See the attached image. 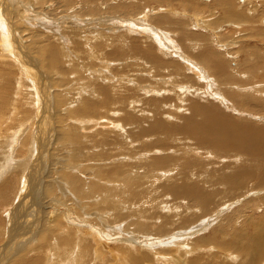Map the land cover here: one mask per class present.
<instances>
[{"label":"rangeland","instance_id":"1","mask_svg":"<svg viewBox=\"0 0 264 264\" xmlns=\"http://www.w3.org/2000/svg\"><path fill=\"white\" fill-rule=\"evenodd\" d=\"M3 3L13 13L11 12L12 20L9 17L5 20L0 18V40L3 37L8 38L5 33L12 32L14 39H19L21 48L26 51L24 53L28 54L19 59L23 65L15 60L20 70L17 66H6L10 56L7 54L9 57L6 59V56L1 55L6 54L3 53L2 39L0 58L3 59L0 60V67L11 74L6 78V82L9 80L12 84L10 96L17 100L15 94L22 93L19 97L22 100L20 104L30 113L27 115L29 113L24 110L18 115L24 124L17 130L27 129L31 125V119L35 121V125L34 132L28 137L25 136V139L22 138V144L17 141V145H4L1 144L2 138L0 139V191L9 186L11 191L5 192L13 196L18 179L29 171L24 179L30 177V182L35 181L36 184L31 182V190L33 184L38 186L36 180H39L42 187L36 190L33 211L30 210L32 208H27V212L20 214V219H24L21 231L24 230L23 235L31 243L29 246L35 248L48 235L49 229L56 225H50L49 220L52 221L59 212L63 214L62 224L72 231L70 239L74 243L67 247L70 255L78 248L76 243L81 240V232L83 234L84 231L90 233L96 230L98 234L110 238V246L115 247L117 253H121L119 255L113 252L112 255L110 251H106L104 257L108 261L105 264H116L117 261L120 264H134V258L138 260L136 264H189L193 257L200 258L202 264H264V258L257 252L258 248L250 245V241L236 245V250L244 245L237 250L239 256H245L242 261L240 258L230 261L210 241L205 246L199 244L203 236L209 238L214 230L221 227H225V236L242 231L244 237H247L249 226L260 225L259 219L264 216V188L258 187L261 180L258 158L233 146L216 147L213 137H198L199 134L189 133L185 127L189 118H194L197 123L205 121L204 116L194 114L192 105L197 104L226 116L231 122L251 126L264 137V0H96L89 6H85L82 0H0V5ZM107 42L112 43L113 49L108 48ZM36 44L42 48L41 55L36 53ZM25 59L35 61V69L42 79L38 77L34 82L29 80L30 69H25ZM46 61L50 64L48 67L45 63L42 64ZM216 62H220L218 66ZM183 74H188L189 78L175 77ZM172 76L177 80H173ZM10 79L22 85L14 84ZM26 79L28 84L22 81ZM1 83L3 82L0 79ZM181 87L188 90L180 94ZM243 95L245 99L242 98ZM161 97H168L172 102L164 104ZM5 101L6 97L2 94L0 103L4 105ZM165 105H169L168 109ZM156 107L158 111L155 110ZM90 109L92 113H83ZM126 115L128 116L125 119ZM57 116L64 120L63 124L57 123ZM6 118L3 123L8 122V119L14 120L13 116ZM137 118L141 119L140 123ZM159 121L165 123L164 129H156ZM59 124L65 127L66 140L57 141ZM145 130L152 133L144 140L145 149L151 152L150 155L142 157L144 152L142 154L140 148L143 142L140 141ZM49 132L50 134H46ZM43 133L46 140L40 142L38 139ZM175 151L178 154L186 152L188 155V158L180 155L182 162L187 158L189 161L205 163L206 166L200 170L206 169L202 174H214L210 177L214 182L219 181L221 173L228 172L248 174V181L240 189H235L230 196L227 197V193L212 199L209 212H203L200 206L190 205L186 199L173 201L165 193L168 177L163 176L161 171H152L150 162L153 165L154 159L162 157L163 154L173 156L172 152ZM195 152H199V156ZM208 153L212 154L211 158L207 157ZM73 157L79 163H75ZM10 173L13 174L11 177ZM68 174L82 182V192H86L84 201L77 198L69 186V181L63 179ZM114 178L117 179L112 182ZM121 180L131 183L134 191L136 190H131L134 194L140 193L142 204L137 201L131 209L128 193L121 189ZM46 182H51L54 186V192L50 195L43 191ZM160 192L162 196L158 194ZM0 199L2 203V198ZM167 200L174 202L175 206L171 203L170 208L167 207L164 204ZM149 201L158 208L151 206ZM30 203L31 201L29 205ZM110 205H115L116 208H110ZM153 211L161 212V215ZM48 224L51 226L49 229ZM34 230L36 236H32V239L30 231ZM42 230L47 232L43 233ZM64 237V232L54 234L50 240L51 251L54 250L56 241H61ZM221 237L224 238L223 235ZM35 239L38 240L34 242ZM3 241L0 250L6 246L8 240L5 238V243ZM156 241L159 243H155ZM83 242L87 252L86 259L94 264L98 259L95 246L90 239ZM26 243L24 241L21 244ZM123 246H127L125 254L121 251ZM38 249L39 246L36 247L37 252L29 251L23 258L32 259L42 254L44 258L42 262L36 260L40 262L38 264H61L58 258L54 261V254L49 250ZM0 256V264H13L17 257L13 256V251L12 255L8 251ZM95 263L99 264L98 261Z\"/></svg>","mask_w":264,"mask_h":264},{"label":"bare ground","instance_id":"2","mask_svg":"<svg viewBox=\"0 0 264 264\" xmlns=\"http://www.w3.org/2000/svg\"><path fill=\"white\" fill-rule=\"evenodd\" d=\"M41 1V0H39ZM43 1V0H42ZM85 4V6H89V5H93L95 3L96 0H82ZM137 1V0H136ZM150 1V0H149ZM155 2L157 0H154ZM6 2V1H5ZM20 11V10H19ZM11 8L10 9H7L6 8V5L5 3H3V5H0V18H5L6 17H9L10 20L11 19ZM18 12V11H17ZM13 13V12H12ZM20 14V13H19ZM240 14V13H239ZM238 14V16H239ZM17 15V14H15ZM241 15V14H240ZM19 16V15H18ZM237 16V17H238ZM242 16V15H241ZM17 18V17H16ZM246 18V17H245ZM241 19V18H240ZM243 19V18H242ZM156 20V19H155ZM159 20V19H158ZM235 20V19H234ZM163 21V20H162ZM160 22V21H159ZM251 22V21H250ZM249 22V23H250ZM188 23V22H187ZM14 24V22H13ZM240 24V23H239ZM184 25V24H183ZM237 25V24H236ZM4 26V25H3ZM16 26V25H15ZM20 26V25H19ZM245 26V25H244ZM7 28V26H5ZM17 29H18V26H16ZM22 27V25H21ZM187 27V26H186ZM240 27V26H239ZM14 28V27H13ZM230 28V27H229ZM234 28V27H233ZM1 29V28H0ZM132 29V28H131ZM196 29V28H195ZM4 30V29H3ZM10 30V29H9ZM12 30V29H11ZM19 30V29H18ZM190 30V29H189ZM192 31V30H191ZM9 32V31H8ZM161 34H163L161 32ZM191 34V32H190ZM5 35H8V38H1V40L3 39V53H6V54H1L3 57H5L7 54H9V56H6L5 58L8 59V57L10 58V60L8 59V63H6L5 65H11V66H17L18 69L20 70V66L19 64H16L15 63V60H17V62H19L20 64L23 65V63L20 62V57H24L25 55H27L28 53H24L26 52L23 48H21V43L19 42V39L16 40L14 39L13 35L14 33L10 32L9 34H6ZM157 35V34H156ZM159 35V34H158ZM30 36V35H29ZM40 35H38L39 37ZM164 36V34H163ZM161 36V37H163ZM109 37V36H108ZM124 37V36H123ZM200 37V36H199ZM29 38V37H28ZM104 38V37H103ZM102 38V39H103ZM151 38V37H150ZM40 39V38H39ZM112 39V38H111ZM117 39V38H116ZM156 39V38H155ZM0 40V41H1ZM4 40L8 41V43L12 44L11 46L5 42ZM120 40V39H119ZM166 40V39H165ZM164 40V41H165ZM114 41V40H113ZM160 41V40H159ZM34 42V45H35V41L33 40ZM33 42H32V47L34 46L33 45ZM95 42V41H94ZM116 42V40H115ZM122 42V40H121ZM103 43V42H101ZM125 43H127V41H125ZM208 44V43H207ZM90 45V44H89ZM107 46L108 48H112V43L108 44L107 42ZM57 47V46H56ZM73 47V46H72ZM99 47V46H98ZM103 47V46H102ZM107 48V49H108ZM205 48V47H204ZM207 48V47H206ZM113 49V48H112ZM111 49V50H112ZM121 49V48H120ZM35 50V49H33ZM42 51V48L40 46H38L36 44V53L37 55L40 54V52ZM52 51V50H51ZM32 52V50H31ZM91 52V51H90ZM102 52V51H101ZM157 52V51H156ZM39 53V54H38ZM42 53V52H41ZM54 53V52H53ZM107 53V52H106ZM97 54V53H96ZM30 55V54H29ZM28 55V56H29ZM41 55V54H40ZM99 55V54H98ZM32 56V55H31ZM29 56V57H31ZM93 56V54H92ZM95 56V55H94ZM202 56H205V55H202ZM201 56V57H202ZM214 56V55H213ZM212 56V57H213ZM119 57V56H118ZM200 57V58H201ZM2 58V57H1ZM0 58V60H2ZM41 58V57H40ZM205 58V57H204ZM45 59V58H44ZM95 59V58H94ZM154 59V58H152ZM201 60V59H200ZM204 60V59H203ZM24 61H26V64H24V67L26 69V67L28 68V70L30 69V75L28 76L29 80L34 82V80H37V78L39 77L40 79L41 76L38 75L35 67H36V63L35 61L32 62V60L30 59H25ZM42 61V60H41ZM44 61V60H43ZM49 61V60H48ZM207 61V59H206ZM218 61V60H217ZM4 62V61H2ZM203 62V61H202ZM210 62V61H209ZM262 62V61H261ZM45 63V66H49L50 64L46 61V62H43L42 64L44 65ZM220 63V62H218ZM216 62V65L218 64ZM48 64V65H47ZM225 65V64H224ZM227 65V64H226ZM262 65V64H261ZM10 66V67H11ZM218 66V65H217ZM220 66V65H219ZM228 66V65H227ZM264 67V65H262ZM261 66V67H262ZM51 67V66H50ZM53 67V66H52ZM194 67V66H193ZM260 67V66H259ZM22 68V67H21ZM189 68V67H188ZM220 68V67H219ZM222 68V67H221ZM17 69V68H16ZM17 69V70H18ZM35 69V70H33ZM50 69V68H49ZM191 69V68H190ZM195 69V68H194ZM218 69V68H217ZM223 69V68H222ZM198 70V69H197ZM219 70V69H218ZM14 71V70H13ZM39 71V70H38ZM224 71V70H223ZM10 72V70H9ZM26 72V71H25ZM47 72V71H46ZM103 72V71H102ZM195 72V71H194ZM28 73V72H27ZM187 73V72H186ZM221 73V71H220ZM228 73V72H227ZM226 73V74H227ZM97 74V73H96ZM95 74V75H96ZM198 74V73H197ZM11 75L7 72V69L4 70L2 67H0V79L3 83L0 84V96L3 94L5 97H6V100L4 105L2 103H0V139L2 138V142L1 144H12V145H17L20 141H21V144L23 143L24 139L26 137H28L31 132H34L33 128H34V125H35V121L31 119V125L28 126L27 129H23V131L21 130H17L19 126H21L22 124H24L21 120L22 119H19L18 115H20V113H22L25 109L23 108V106L20 104L22 100H20L19 97H21V94L20 92H18L19 94H15L14 91L13 93L17 96V100L15 99H12V95L10 96V93H11V90H12V84L11 82H9V80L6 82V78ZM16 75V74H14ZM18 75V74H17ZM20 75V74H19ZM193 75V74H192ZM196 76V75H194ZM19 77V76H18ZM18 77L16 79H18ZM105 77V76H104ZM103 77V78H104ZM175 77H181V79H187L189 78V75L188 74H183V75H175ZM192 77V76H190ZM229 77H232V76H229ZM227 77V78H229ZM26 78V77H25ZM23 78V79H25ZM9 79V78H8ZM22 79V78H21ZM39 79V80H40ZM88 79V78H87ZM90 79V78H89ZM172 79H173V76H172ZM12 80V79H10ZM15 80V79H14ZM94 80V78H93ZM173 80H177L176 78L173 79ZM233 80H235V77L233 78ZM231 79V81H233ZM6 85H5V83ZM19 81V79H18ZM25 82V84L27 83V79L26 80H22ZM105 81V80H104ZM181 81V80H180ZM13 82V80H12ZM236 82V81H234ZM14 83V82H13ZM16 84L20 85L21 83H17L15 82ZM14 83V84H15ZM41 83V82H40ZM61 83V82H60ZM63 83V82H62ZM237 83V82H236ZM28 84V83H27ZM56 84V83H55ZM91 84V83H90ZM89 84V85H90ZM22 85V84H21ZM38 85V84H37ZM42 85V83H41ZM88 85V84H87ZM237 85V84H235ZM17 87V85H15ZM35 86V85H34ZM256 86V85H255ZM43 87V86H42ZM200 87V86H199ZM20 88V87H19ZM37 88V87H36ZM201 88V87H200ZM142 89V88H141ZM32 90V89H31ZM103 90V89H102ZM143 90V89H142ZM145 90V89H144ZM179 90V89H178ZM185 90H188L186 87H181L180 88V94L183 93V91ZM190 90V89H189ZM15 91H19V90H16ZM87 91V90H86ZM192 91V90H191ZM189 91V92H191ZM200 91V90H199ZM34 92V91H33ZM98 92V91H97ZM96 92V93H97ZM164 92V91H163ZM198 92V91H197ZM31 93V92H30ZM89 93V91H88ZM87 93V94H88ZM100 93V91H99ZM143 93V92H141ZM149 93V92H148ZM152 93V92H151ZM167 93V92H166ZM170 93V92H169ZM172 93V92H171ZM199 93V92H198ZM90 94V93H89ZM93 94V93H92ZM147 93H145L146 95ZM155 94L158 96V94L155 92ZM226 94V93H225ZM241 94V93H240ZM14 95V96H15ZM143 95V94H142ZM41 96V94H40ZM92 96V95H91ZM171 96V95H170ZM174 96V95H173ZM186 96V95H185ZM246 96V95H245ZM33 97V95H32ZM43 97V96H42ZM90 97V95H89ZM88 97V98H89ZM94 97V96H93ZM99 97V96H98ZM97 97V98H98ZM139 97V96H138ZM155 97V96H154ZM175 97V96H174ZM231 97V95H230ZM247 97V96H246ZM9 98V99H8ZM37 98V97H36ZM55 98V96H54ZM96 98V99H97ZM100 98V97H99ZM144 98V97H143ZM163 98V103L165 104L166 102L170 101L172 102L168 97L164 98V97H161ZM234 98V97H232ZM241 98V97H239ZM244 98V95L243 97ZM248 99H250V97H247ZM246 98V99H247ZM31 99V98H30ZM245 99V98H244ZM247 99V100H248ZM254 99V98H253ZM101 100V99H100ZM99 100V101H100ZM137 100V99H136ZM251 100V99H250ZM4 101V99H3ZM96 101V100H95ZM140 101V100H139ZM160 101V99H159ZM162 101V99H161ZM242 101V100H241ZM253 101V100H252ZM259 101V100H258ZM41 102V101H40ZM43 102V101H42ZM87 102V101H86ZM85 102V103H86ZM178 102V101H176ZM243 102L246 103L245 100H243ZM58 103V102H57ZM79 103V102H78ZM146 103V102H145ZM240 103V102H239ZM248 104L249 101L247 102ZM161 104V102H160ZM163 104V106H164ZM171 104V103H170ZM231 104V103H230ZM257 104V102H256ZM40 105V103H39ZM88 105V104H86ZM154 105V104H153ZM234 105V104H233ZM242 105V104H241ZM258 105V104H257ZM262 105V104H261ZM260 105V106H261ZM22 106V107H21ZM100 106V105H99ZM115 106V105H114ZM117 106V104H116ZM134 106V105H133ZM144 106V105H143ZM157 106V105H155ZM162 106V105H161ZM167 106V109H168V106L169 105H165ZM193 107V111H194V114L195 115H202L204 116L205 118V121L202 122V123H197L195 121L194 118H189L185 127L186 129L188 130L189 133H196V134H199L200 136L198 137H203V138H208V137H213L215 139V146L216 147H220V148H226V147H230V146H233V147H236V148H239L247 153L250 154V156H254V157H257L258 158V166L260 168V171H261V180L259 181V188H264V137H261L259 135L258 132H256L251 126H241L237 123H234V122H231L230 120H228L226 118V116L218 113V112H214V111H209L205 108H202L200 107L199 105L197 104H194L192 105ZM245 106V105H243ZM37 107V106H35ZM41 107V106H40ZM141 107V106H139ZM148 107V106H147ZM84 108V107H83ZM86 108V107H85ZM88 108V107H87ZM105 107H103L104 109ZM109 108H111L109 106ZM117 108V107H116ZM115 108V109H116ZM171 108V107H170ZM169 108V109H170ZM176 108V107H175ZM248 108V107H247ZM246 108V109H247ZM114 109V107H113ZM119 110V108H117ZM157 109V110H156ZM54 110V109H53ZM83 110V109H82ZM86 110V109H85ZM85 110L83 111V113H89L91 111V109L89 111H86ZM106 110V109H104ZM156 111H158V108L156 107L155 108ZM262 110V109H261ZM26 111V110H25ZM96 111V110H95ZM150 111V110H149ZM238 111V110H237ZM249 111V110H247ZM28 112V111H26ZM41 112V111H40ZM39 112V113H40ZM80 112V111H79ZM128 112V111H127ZM155 112V111H154ZM29 113V112H28ZM120 113V111H119ZM147 113V112H146ZM241 113V112H240ZM6 114L5 116H2ZM25 114V113H23ZM27 114V113H26ZM78 114V113H77ZM80 114V113H79ZM96 114V113H94ZM122 114V113H121ZM150 114V113H149ZM22 115V114H21ZM27 115H30L27 114ZM42 115V114H41ZM90 115V114H89ZM148 115V114H147ZM9 116H13V119L14 120H10L8 119V122L6 121L5 123H3L7 118L6 117H9ZM123 116V114H122ZM128 115L125 116V119ZM156 116V115H155ZM165 116V115H164ZM163 116V117H164ZM60 117V116H59ZM80 117H82V115H80ZM136 117V116H135ZM118 118V117H117ZM130 118V117H129ZM133 119V117H132ZM138 119V118H137ZM40 120V119H39ZM38 120V122H39ZM90 120V119H89ZM88 120V121H89ZM139 120L141 119H138L137 121L139 122ZM146 120V118H145ZM43 121V120H42ZM128 121V120H127ZM136 121V122H137ZM11 122V123H10ZM25 122V121H24ZM64 120L58 118L57 116V123H62L63 124ZM135 122V123H136ZM143 123V121H141ZM8 123H10L9 125H7ZM126 123V122H125ZM140 123V122H139ZM40 124V123H39ZM133 124V123H132ZM38 125V124H37ZM42 125V124H41ZM44 125V124H43ZM42 125V126H43ZM48 126V125H47ZM60 126V124H59ZM50 127V126H49ZM153 127V126H152ZM166 127L165 123L164 122H157V125H156V129H164ZM36 128V127H35ZM41 128V127H40ZM65 128V127H64ZM63 126L61 127H58V133H57V141L59 140H66L67 139V136L66 135V131L64 130ZM74 128V127H73ZM139 130V129H138ZM26 131V132H25ZM49 131V130H48ZM65 131V132H64ZM46 132V131H45ZM166 132V131H165ZM27 134V135H24V134ZM46 134H50L49 133H46ZM35 135H36V131H35ZM34 135V136H35ZM43 135V136H42ZM40 136V139H38L40 142L42 141H45L46 140V135H44V133ZM152 133L147 131L146 130L144 131V133L142 134L141 136V141L140 142H143V144L141 145V148H140V152H144V155H142V157L144 156H148L150 155V152L151 151H148L147 149H145V146H144V140L145 139H148L147 137L151 136ZM26 136V137H25ZM48 136V135H47ZM38 137V136H37ZM22 138H24L22 140ZM35 138V137H34ZM39 138V137H38ZM144 138V139H143ZM71 139V138H70ZM128 139V138H127ZM72 140V139H71ZM123 140H126V139H123ZM18 141V143H17ZM159 141V140H157ZM115 143V142H114ZM117 143V142H116ZM113 144V143H112ZM119 143H117L118 145ZM3 145V146H4ZM42 145V144H41ZM75 145V144H74ZM115 145V144H114ZM18 146H21V145H18ZM36 146V145H35ZM2 148V147H1ZM45 148V147H44ZM79 148V147H78ZM43 149V148H42ZM41 150V149H40ZM39 150V151H40ZM86 150V149H85ZM158 150V153L159 154H162V151L157 149ZM196 150V149H194ZM168 151H170V149H168ZM198 151V150H196ZM76 152V151H75ZM125 152V151H124ZM127 153V152H126ZM186 153V152H185ZM185 153H181V154H178L177 151L175 152H172V154H174L173 156H164L165 154H163L162 157H159V158H156L153 160V165L151 164L150 162V166L152 167V171H161L165 176V177H168L166 178L168 181L167 183V187L165 188V193L166 195L169 194L170 196H167L168 198H171L173 201H177V200H183V199H186L190 205L192 206H200V209L203 210V212H209L211 210L210 208V202L212 201V199L214 198H218L219 196H223L224 194H227V197L230 196V194L235 190V189H240L241 187H243L247 181H248V174H245V173H241V172H238L236 174H232L231 172H228V173H221V178L219 179V181H213L214 179H211L210 177H212L214 174L212 175H209V174H202L204 172H206V169L205 170H200L201 167H205L206 164L205 163H198V162H193V161H189L187 158H188V155L185 154ZM78 154V152H77ZM116 154H120V153H116ZM123 154V153H121ZM81 155V154H80ZM180 155L182 156H187V158L182 162L181 159H180ZM195 155L199 156V152H195ZM208 158H211L212 154H207ZM86 156V155H85ZM155 156V155H154ZM75 157V156H74ZM73 157V158H74ZM79 157V156H78ZM77 157V158H78ZM83 157V156H82ZM80 158V157H79ZM78 158V159H79ZM92 158V157H91ZM75 159V163L78 162V160L76 158ZM72 160V159H71ZM77 160V161H76ZM83 160V159H82ZM72 162V161H71ZM74 162V161H73ZM85 162V161H84ZM79 163V162H78ZM72 165L74 166V163H72ZM76 165V164H75ZM208 165V164H207ZM149 166V167H150ZM69 167V166H68ZM76 167V166H75ZM78 167V166H77ZM80 167V166H79ZM11 168V167H10ZM224 168H227V167H224ZM37 169V168H36ZM42 169V168H41ZM119 169V168H118ZM15 170V169H13ZM38 170H40L38 168ZM85 170V169H84ZM28 171V170H27ZM33 173H34V168L32 169ZM15 172V171H14ZM26 172V171H25ZM42 172V170H41ZM79 172V171H78ZM5 173V172H3ZM2 173V175H3ZM9 173V172H8ZM12 173V172H11ZM9 174L11 177V175L13 174ZM30 173L29 172H26L23 174L22 178H19L18 179V184H16L17 186H15V189H14V194L13 196L10 195V193H6L5 191L9 190L11 191V188L8 186L6 187L5 189L6 190H1L0 191V198H2V203L0 202V244L2 242V240H4L3 242L5 243V238L6 240H8L5 244L6 246L5 247H2V249L0 250V255H5L6 253H8V251L10 252V254L12 255V251H13V256L16 255V261H14L15 263L13 264H38L40 262H42L43 260V256L41 253L40 256H36L34 258H28V259H24L23 258V255H26L27 252H32V251H36V247L39 246V249L38 250H41V249H47L49 250L52 254V257L54 258V261L56 260V258H58V260H60V263L61 264H88L89 262V259L87 260V252L84 248V242L83 240H87V239H90L92 240V243L94 244L95 248V253L96 255H98V259L94 261V264H97L95 262L98 261L99 264L102 263V261L105 263H107L108 260H106V257L105 256V253L106 251H110L111 254L113 252H116L115 251V247L113 246H110V238L104 236V235H101L100 233L98 234L96 232V230H94L93 232H86L84 231L83 234L81 232V240L79 243H76L78 248H75L74 252L72 253V255H70V251L68 250V246L73 244V240L70 239L71 235H72V231L70 229H67L65 228V225L62 224L63 221H62V218H63V214H60L59 212L57 213V215L55 217H51L52 221L49 220V224L52 225L54 223H56V225H54L53 228H50L51 226L49 225V227L47 229H49L48 231V235H45V237L40 240V244L39 245H36L35 248L33 247H30L29 245H31V243H29L27 240H26V235H23L24 233V230L21 231V228L24 226V219L23 217L20 219V214H23L25 211L27 212V208H32L30 209L31 212L33 211L34 207L32 206V204L35 205V195H36V190L41 186V184L36 180V182L38 183V186L35 185V181H31L35 184H33V188L31 190V182L29 181L31 178L28 177L29 175H27L28 178L24 179V177L26 176V174ZM49 174V173H48ZM47 174V175H48ZM59 174V173H58ZM65 173H63L64 175ZM70 174V173H69ZM69 174L63 178V179H66L67 181H69V186L71 189L74 190V193L77 195V198L82 202L85 200V197H86V192H82V182L78 179V178H74L72 176H69ZM75 174V173H74ZM99 174V173H98ZM1 175V174H0ZM7 175V174H6ZM40 175V174H39ZM34 176V174H33ZM33 176L32 179H33ZM36 176V175H35ZM75 176V175H74ZM101 176V175H99ZM103 176V175H102ZM126 176V175H125ZM1 177V176H0ZM97 177V176H96ZM117 177V176H116ZM151 177V176H150ZM38 178V177H37ZM48 178V177H47ZM105 178V177H103ZM126 178V177H125ZM173 178V180L171 179ZM13 179V178H12ZM36 179V177H35ZM61 179V178H60ZM97 179V178H96ZM107 179V178H105ZM117 178H114L112 182L116 181ZM46 180V179H45ZM49 181V180H48ZM122 181V180H121ZM6 182V181H5ZM41 182V180H40ZM84 182V181H83ZM111 182V181H110ZM156 182V181H155ZM163 182V181H161ZM10 183V182H9ZM8 183V184H9ZM117 183V182H116ZM166 183V182H165ZM7 184V185H8ZM61 184V183H60ZM149 184V183H148ZM160 184V183H159ZM164 184V183H163ZM11 185V183H10ZM45 186H43V191L47 194V195H50L51 193L54 192V186L52 185L51 182H46V184H44ZM120 186H122L121 189H124L127 191L128 193V201L129 203H132L130 206H132L131 209H133V204H136L137 201H139L140 204L141 201L143 200L140 195V193L137 195L136 193L134 194L133 192H136V190L134 191L131 183L128 181V180H125V181H122V183L120 184ZM4 187V186H3ZM12 187V186H11ZM42 187V186H41ZM148 187V186H147ZM164 187V186H163ZM160 188V187H159ZM223 188V189H222ZM113 189V188H112ZM147 189V188H146ZM162 189V188H161ZM117 190V189H116ZM120 190V189H119ZM133 192H132V191ZM38 191V190H37ZM2 192L4 193V195L1 196ZM43 192V193H44ZM115 192V190L113 191ZM120 193V191H118ZM148 191H145V193H147ZM117 193V192H116ZM63 194V193H62ZM112 194V193H111ZM115 194V193H114ZM161 195V192L158 193ZM65 195V194H64ZM121 195V194H120ZM149 195V193H148ZM152 195V193H151ZM162 196V195H161ZM150 197V196H149ZM165 197V196H164ZM107 198V197H106ZM124 198V197H123ZM147 198V196H146ZM145 198V199H146ZM155 198V197H154ZM161 198V197H160ZM65 199V198H64ZM126 199V198H125ZM149 199V198H148ZM147 199V200H148ZM159 199V198H158ZM167 199V198H166ZM1 200V199H0ZM121 200V199H120ZM154 200V199H153ZM164 200V199H162ZM31 201L30 205H29V202ZM122 201V200H121ZM152 201V200H151ZM151 201H149L148 203H150L151 206H155L156 204L154 203L153 205V202L151 203ZM155 201V200H154ZM165 201V200H164ZM170 201V202H169ZM186 201V202H187ZM120 202V201H119ZM159 202V201H158ZM162 202V201H161ZM117 203V202H116ZM157 203V202H156ZM171 200H167V202H165L164 204H166L167 207H169L171 205ZM184 203V202H183ZM49 204V203H48ZM67 204V203H66ZM112 204V203H111ZM115 204V202H114ZM128 204V202H127ZM161 204V203H160ZM173 206L174 205V202L172 203ZM181 204V203H180ZM178 203V205H180ZM51 205V204H50ZM54 205V203H53ZM57 205V204H55ZM158 205V204H157ZM49 206V205H48ZM162 206V205H161ZM159 206V208L161 207ZM188 206V205H187ZM50 207V206H49ZM54 207V206H53ZM156 207V206H155ZM36 208V207H35ZM110 208H116V206L114 205L113 207L110 205ZM117 208H118V205H117ZM130 208V207H128ZM141 208V207H140ZM158 208V207H156ZM170 208V207H169ZM179 208V207H178ZM189 208V206H188ZM198 208V207H197ZM143 209V208H142ZM152 209V207H151ZM165 209V208H164ZM176 209V208H175ZM174 209V210H175ZM181 210V208H179ZM178 209V211H179ZM183 209V207H182ZM71 210V209H70ZM147 210V209H146ZM144 210V212L146 211ZM159 209H156V211H158ZM163 210V208H162ZM166 210V209H165ZM189 210V209H188ZM196 210V209H195ZM37 211V210H35ZM139 211V210H138ZM150 211V210H149ZM156 211H153L155 214L157 215H161L160 213H157ZM160 211V210H159ZM199 211V209H198ZM29 212V211H28ZM55 212V211H54ZM140 212V211H139ZM142 212V211H141ZM152 212V213H153ZM187 212V211H186ZM65 213V212H64ZM33 215H35V213H32ZM37 214V213H36ZM55 214V213H54ZM146 214V213H145ZM67 215V214H66ZM188 215V214H187ZM194 215V214H193ZM151 216V215H150ZM178 216V215H177ZM180 217V216H179ZM152 218V217H151ZM78 219V218H77ZM156 219V218H155ZM154 219V220H155ZM162 219V217H161ZM30 220V219H29ZM34 220V219H33ZM145 220V219H144ZM153 220V219H152ZM148 221V220H147ZM259 221H261L260 225L259 226H253V227H248V231H249V235H254V237H248L249 235H247V237H244V234H242L241 232L242 231H233L235 232L233 235L231 236H225V234H227V232L225 231V227H221V228H218L217 230H214L213 231V234L211 236V234H209L211 237H214L215 239H211V237L209 238H201L200 239V236H199V244L202 246H205L207 242H211L210 244H214L216 247H217V250L220 251L221 253L225 254L228 259H234V258H240L241 261L242 260H245V256H239L237 254V250L239 248H243L244 245H241L237 248L236 250V245L239 244V243H243V242H249L250 241V245H254L256 248H258L257 252L260 256H262L264 258V216H261V219H259ZM38 222V220L36 221V223ZM47 222V220H46ZM45 222V224H46ZM140 222V221H139ZM178 222V221H177ZM27 223V222H26ZM25 223V224H26ZM72 223V222H71ZM156 223V222H155ZM184 223V222H183ZM191 223V222H190ZM189 223V224H190ZM28 224V223H27ZM146 224V223H145ZM36 225V224H35ZM69 225V224H68ZM38 226V225H37ZM73 226V225H72ZM29 227V226H28ZM39 227V226H38ZM38 227H36L38 229ZM154 227V226H153ZM171 227V226H170ZM212 227V226H211ZM215 227V226H214ZM41 228V227H40ZM161 228V227H160ZM178 228V227H177ZM43 229V228H41ZM40 229V230H41ZM46 229V230H47ZM156 229V227H155ZM215 229V228H214ZM240 229V228H239ZM161 230V229H160ZM43 233L47 232V231H44L42 230ZM164 231V230H163ZM230 231H231V228H230ZM31 232V237L32 236H36V230L33 231H30ZM33 232V233H32ZM58 232L60 234H63L64 232V235L65 237L60 241H56V244L54 245L53 247V251H51V243H50V240L53 239L54 237V234ZM133 232V231H132ZM157 232V231H155ZM252 232V233H250ZM5 233H6V236L5 237ZM29 233V232H27ZM39 233V231H38ZM148 233V232H147ZM151 233V232H150ZM41 234V232H40ZM159 234V232H158ZM193 234V233H192ZM246 234V233H245ZM30 235V234H29ZM38 235V234H37ZM108 235V234H107ZM140 235V234H139ZM162 235V234H161ZM221 235H223L224 238L221 237ZM150 236V235H149ZM170 236V235H169ZM39 237V236H37ZM147 237V235H146ZM152 237V236H151ZM167 237V236H165ZM137 238V237H136ZM149 238V237H148ZM156 238V237H155ZM174 238V237H173ZM198 238V237H197ZM29 239V238H28ZM33 239V237H32ZM162 239V238H161ZM176 239V237H175ZM207 239V240H206ZM36 240L38 239H35L33 240L34 242H36ZM147 240V239H146ZM158 240V239H157ZM26 241L27 243L25 245L21 244L22 242ZM164 241V240H163ZM175 241V240H174ZM39 243V241H37ZM166 242V241H165ZM196 242V241H195ZM132 243V242H131ZM147 243V242H146ZM155 243H159V241L155 242ZM154 243V244H155ZM122 244V243H121ZM138 244V243H137ZM177 243H175L176 245ZM180 244V243H179ZM178 244V245H179ZM3 245V243H2ZM34 246V244H33ZM128 246V245H127ZM126 246V247H127ZM138 246V245H137ZM152 246V245H151ZM195 246V245H194ZM193 246V247H194ZM12 247V249L10 248ZM125 246H123L121 248V251L122 253H126L127 249H126ZM197 247V245L195 246ZM28 249V251H25L26 249ZM180 248V247H179ZM169 249V248H168ZM191 249V248H190ZM193 249V248H192ZM195 249V248H194ZM172 250V249H171ZM197 250V249H196ZM45 251V250H43ZM47 251V252H49ZM178 251V250H177ZM195 251V250H194ZM29 252V253H30ZM37 252V251H36ZM42 252V251H41ZM83 252H86V253H83ZM93 252V251H92ZM151 252V251H150ZM180 253V251H178ZM182 252V250H181ZM198 252V251H197ZM196 252V253H197ZM117 253V252H116ZM121 253V252H120ZM120 253H117L120 255ZM145 253V251H144ZM167 253V251H166ZM28 254V253H27ZM44 254V253H43ZM47 254V253H46ZM45 254V255H46ZM151 254V253H150ZM172 254V253H171ZM181 256H184L182 255V253H180ZM179 254V255H180ZM185 254V253H184ZM193 253H191L192 255ZM113 255V254H112ZM195 255V254H194ZM193 255V256H194ZM95 256V255H94ZM93 256V257H94ZM108 256H111V255H108ZM124 256V255H123ZM145 256H150V255H145ZM158 256V255H157ZM161 256V255H160ZM129 257V256H128ZM151 257V256H150ZM0 258H2L0 256ZM124 258V257H123ZM162 258V257H161ZM185 258V257H184ZM31 259V260H30ZM102 259V261H101ZM113 259H116V258H113ZM117 259H119V257H117ZM133 258H131L132 260ZM147 259V258H146ZM149 259V258H148ZM157 259V258H156ZM160 259V258H159ZM10 260V259H9ZM8 260V261H9ZM40 262H38V261ZM91 260V259H90ZM121 260V259H120ZM162 260V259H160ZM165 260V259H164ZM169 260V259H168ZM188 260V259H186ZM7 261V262H8ZM113 261V260H112ZM133 261V260H132ZM138 260L134 258V264H136ZM156 261V260H155ZM163 262V261H162ZM172 262V261H171ZM157 263H159L157 261ZM169 263V262H168ZM185 263V262H184ZM183 263V264H184ZM89 264H91V261L89 262ZM109 264V262H108ZM116 264H120L118 261L116 262ZM160 264V263H159ZM163 264V263H161ZM164 264H167V263H164ZM187 264V263H186ZM189 264H202L200 262V258H197V257H193L190 259L189 261ZM210 264H222V263H210Z\"/></svg>","mask_w":264,"mask_h":264}]
</instances>
